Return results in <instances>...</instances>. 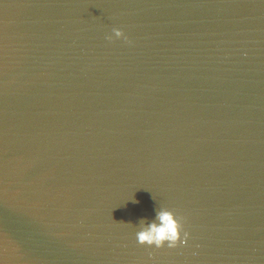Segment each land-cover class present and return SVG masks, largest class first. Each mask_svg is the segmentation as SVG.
I'll list each match as a JSON object with an SVG mask.
<instances>
[{
  "label": "water",
  "instance_id": "95a60500",
  "mask_svg": "<svg viewBox=\"0 0 264 264\" xmlns=\"http://www.w3.org/2000/svg\"><path fill=\"white\" fill-rule=\"evenodd\" d=\"M0 264H264V0H0Z\"/></svg>",
  "mask_w": 264,
  "mask_h": 264
},
{
  "label": "clouds",
  "instance_id": "9594fccd",
  "mask_svg": "<svg viewBox=\"0 0 264 264\" xmlns=\"http://www.w3.org/2000/svg\"><path fill=\"white\" fill-rule=\"evenodd\" d=\"M108 40H127L125 33L120 28H114ZM159 223L152 222L137 228L135 238L138 244L162 249H175L188 242V232L184 229L182 218L167 207L157 213Z\"/></svg>",
  "mask_w": 264,
  "mask_h": 264
}]
</instances>
